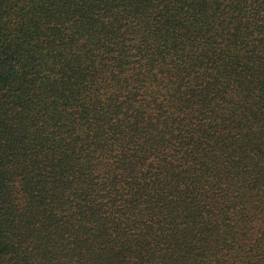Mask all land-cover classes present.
Here are the masks:
<instances>
[{"label": "trees", "instance_id": "16d2710c", "mask_svg": "<svg viewBox=\"0 0 264 264\" xmlns=\"http://www.w3.org/2000/svg\"><path fill=\"white\" fill-rule=\"evenodd\" d=\"M0 264H264V0H0Z\"/></svg>", "mask_w": 264, "mask_h": 264}]
</instances>
